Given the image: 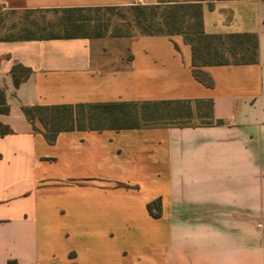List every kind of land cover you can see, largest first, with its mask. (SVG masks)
<instances>
[{
  "label": "crops",
  "instance_id": "0c3cea01",
  "mask_svg": "<svg viewBox=\"0 0 264 264\" xmlns=\"http://www.w3.org/2000/svg\"><path fill=\"white\" fill-rule=\"evenodd\" d=\"M13 1L53 9L137 0ZM203 5L206 34L259 40L257 63L204 68L212 88L193 76L181 36L0 41L10 108L0 123L13 129L0 136V264H264V0ZM17 64L31 70L19 86ZM164 100L211 101L224 124L63 132L50 145L23 112ZM156 200L159 218L147 210Z\"/></svg>",
  "mask_w": 264,
  "mask_h": 264
},
{
  "label": "trees",
  "instance_id": "16d2710c",
  "mask_svg": "<svg viewBox=\"0 0 264 264\" xmlns=\"http://www.w3.org/2000/svg\"><path fill=\"white\" fill-rule=\"evenodd\" d=\"M204 0H161L159 4L129 6L74 7L53 9L12 8L3 12L0 2V41H46L142 36H181L192 50V72L208 88L214 86L208 66L249 65L259 60V40L253 33L206 34ZM213 9V4L208 5ZM178 48V47H177ZM16 86L27 80L31 70L21 64L12 68ZM10 108L5 90L0 88V114ZM25 117L35 134L54 145L63 132L130 130L145 127H196L222 125L213 119L211 101H145L97 104L25 106ZM196 121H200L199 124ZM13 134L0 123V136ZM151 216L159 218L160 201L147 205ZM9 264H17L10 261Z\"/></svg>",
  "mask_w": 264,
  "mask_h": 264
},
{
  "label": "rangeland",
  "instance_id": "374dc122",
  "mask_svg": "<svg viewBox=\"0 0 264 264\" xmlns=\"http://www.w3.org/2000/svg\"><path fill=\"white\" fill-rule=\"evenodd\" d=\"M3 1V0H2ZM3 5V12L10 11L12 8H18L22 9L23 8V2L21 1H8L7 4H2ZM4 35H7L4 33L3 30H0V38L4 37ZM116 39H133V38H111L110 36H106L105 38L99 39L102 40V43H108L109 40H116ZM197 124L200 123V121H196Z\"/></svg>",
  "mask_w": 264,
  "mask_h": 264
},
{
  "label": "built area",
  "instance_id": "2783aa9c",
  "mask_svg": "<svg viewBox=\"0 0 264 264\" xmlns=\"http://www.w3.org/2000/svg\"><path fill=\"white\" fill-rule=\"evenodd\" d=\"M143 3H144L143 0H137V1H136V4H143Z\"/></svg>",
  "mask_w": 264,
  "mask_h": 264
}]
</instances>
